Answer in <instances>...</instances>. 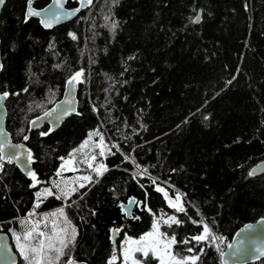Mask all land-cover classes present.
<instances>
[{
    "label": "trees",
    "instance_id": "obj_1",
    "mask_svg": "<svg viewBox=\"0 0 264 264\" xmlns=\"http://www.w3.org/2000/svg\"><path fill=\"white\" fill-rule=\"evenodd\" d=\"M25 4L6 0L0 11V93H9L5 127L31 150L39 183L32 187L14 165L0 163V231L10 240L24 235L33 217L47 232L57 218L45 220L46 214L64 208L77 235L58 264L69 258L108 264L121 236L136 238L156 216L172 214L181 223L161 222L160 231L175 235L178 258L220 264L217 246L222 250L239 226L264 217V172L249 175L264 160V0H92L48 30L24 20ZM77 71L83 72L78 114L47 135H41L46 127L28 131V120L51 106ZM94 129L108 145L98 157L108 170L90 174L66 201L41 197L36 208L34 192ZM136 164L142 175L133 174ZM156 185L170 198L180 194L184 211L171 207ZM133 197L138 220L120 210ZM57 223L64 227L62 218ZM204 224L223 239L193 240ZM112 227L121 228L114 245ZM184 239L190 242L179 243ZM141 264L158 260L150 254ZM249 264H264V256Z\"/></svg>",
    "mask_w": 264,
    "mask_h": 264
},
{
    "label": "snow or ice",
    "instance_id": "obj_2",
    "mask_svg": "<svg viewBox=\"0 0 264 264\" xmlns=\"http://www.w3.org/2000/svg\"><path fill=\"white\" fill-rule=\"evenodd\" d=\"M28 2V10H27V16L32 17H40L42 13L40 11H35L32 8V0H27ZM5 3V0H0V6H2ZM92 0H81V6H85L86 4H91ZM55 6L56 9H63L64 6V0H52V4L48 6V8L44 9L43 11L45 13H49L48 18L41 19V24L45 28H50L52 26L53 21H59L61 19V16H72V12H59L53 10V7ZM80 9H76L75 11H79ZM199 16L196 17L195 20H193V23L199 22ZM27 22V21H25ZM115 24H113V28H115ZM70 36H72L73 39H76V36L73 33H69ZM55 67H60V65H55ZM3 68V65L0 64V69ZM83 76L82 71L75 72L71 78L67 81V84L70 88H74L76 83H82L81 77ZM235 79V77H233ZM232 81H228V83H231ZM24 91H27L25 89ZM9 93L4 92L0 94V103L4 101L8 97ZM71 103L70 101H63L62 104ZM61 105H58L57 107H60ZM56 109H53L52 112H45V117L52 116L53 112H55ZM70 111H74L73 109L65 108L62 113H60V116L64 114H68ZM78 114V113H77ZM59 118V116L57 117ZM33 125H35L36 121H32ZM48 133H41V135H47ZM92 136H100V143L99 147L101 149L100 155H104V139L103 136L99 133V131L96 132H90L89 133V139L85 140L78 149H75L74 152L81 151L89 142V140L92 138ZM25 140L28 139L27 136L24 137ZM9 148L14 149H20L23 148V145H6ZM5 145H0V161L7 160L8 163H12L13 160H19L20 155L16 153L12 154H5L4 152ZM115 147V145H114ZM127 159V157H125ZM63 160L64 158L61 157ZM94 160L95 157H92ZM27 160L28 163H32V153L29 151L27 154ZM73 163V154H70L69 159L64 160V165L61 166V169L57 171L56 175L60 176L62 171L65 170V168H70ZM89 167H92L90 164ZM3 165L0 164V170H2ZM108 169L104 165H100L95 168V171L97 172V175L102 176L104 172H106ZM27 174L31 177V180L33 181L32 187H35L39 181L37 180L36 173L34 171H31L30 169H25ZM147 171L146 169L144 170ZM255 170L253 172H250L249 175H253ZM81 179L85 181H91V177L85 176ZM155 183V181H153ZM81 188L84 187V184L79 185ZM53 188H55L57 191L53 192L52 188H44L41 191H38L36 193L37 202L35 204L36 208L40 207V203L42 202L41 197L43 196L45 199L49 196H54L57 200L60 199H66L71 196L72 193L76 192V188H68L67 182H65L64 187H61V184L59 182L53 183ZM156 190L158 192H163L166 199H168V193L160 187H157ZM180 196H177L175 199V202L171 199H169V205L173 208H176L177 211H184L183 207L179 204ZM140 202L136 201L135 198H130L128 201L129 206L133 204L139 205ZM121 210L125 213V215L134 218V219H140L139 216H132V213L130 211V208H126L123 204L120 205ZM150 212L151 209H148ZM29 215H32L30 213ZM62 218L64 227H58L57 219L52 220V233L51 235L46 234L44 231H39V222L34 224L31 228V230L26 231L24 234V241H30L33 239V236L35 234L36 237H39L40 239L37 240V243L35 245L24 243L21 244L20 236H16L17 240V246L20 251V255L24 258V260L28 261V264H44L45 261H47V264H58L61 257L65 255V249L68 248L69 244L72 243L75 240V237L77 235L76 228L74 226H71V221L68 220L67 215L65 214L64 208H59L56 211L46 214L44 217L45 220L48 218ZM161 221L168 227H171L173 224L179 225L181 223L180 220H178L175 216H169L167 219H164V217H160L159 219H154L152 223V230L142 235L139 239H132L131 237H126L124 244L127 245L123 248L122 255L124 257V264H141V260L145 258H149L150 254L151 257H154L159 261V264H197V261L199 260V256L193 255V256H184L178 258V253H174L172 251L173 247L178 243L175 235L168 236L166 233H163L160 231ZM27 221H24L26 223ZM195 223V221H194ZM261 223H264V220L261 221ZM45 227H47V224H45ZM253 228V225L249 224L246 226V228L241 229V232H245L247 230H251ZM115 233L120 232V229H114ZM241 233L238 232L237 236H239ZM193 240H195L197 243L212 240L215 241L217 239L222 240L223 238L216 237L212 234L211 229L207 224L203 225V232L200 235L192 237ZM190 241L188 239H184L182 241H179V243L188 244ZM240 244H243V241H239L235 251L232 253H229L230 255H237L241 252V249L239 247ZM229 249L233 248V244L228 245ZM187 251L192 252L193 249L189 248ZM217 251L220 253V259L222 261V264H227V261L224 259L226 253L217 246ZM256 252L260 253L261 255H264V250L257 248ZM52 253H55V255H51ZM141 254V258H137L136 254ZM116 255L115 252H113V255L111 259L108 261V264H115L116 261ZM67 264H73L72 260H69Z\"/></svg>",
    "mask_w": 264,
    "mask_h": 264
},
{
    "label": "water",
    "instance_id": "obj_3",
    "mask_svg": "<svg viewBox=\"0 0 264 264\" xmlns=\"http://www.w3.org/2000/svg\"><path fill=\"white\" fill-rule=\"evenodd\" d=\"M6 1V0H5ZM36 0H32L33 2ZM52 4V0H49L46 5L40 8H35L32 5L33 10L35 11H40L42 15L40 17L32 16L28 17L27 16V10H28V2L26 0L25 8L23 11V16L24 20H27L29 18H34L38 21V24L40 27H42L45 30L51 29L57 25L63 24L65 22L70 21L74 17H76L81 11L91 7V4H86L85 6H81V0H77V4L75 6L68 7L66 6V0H64V6L63 9H56L55 6L53 7V10L59 11L61 13L63 12H72L73 15L68 17V16H61V19L59 21H53L52 26L50 28H45L41 24V19L48 18L49 13H45L43 10L48 8V6ZM4 5V4H3ZM2 5V6H3ZM2 6H0V11ZM76 9H80L78 12L75 11ZM197 17V16H196ZM195 17V19H196ZM194 19V20H195ZM0 64L1 59H0ZM1 70V69H0ZM71 78V76L66 79L62 93L60 97L54 101L51 106H49L46 110L41 112L40 114H37L33 117H31L28 122H27V129L28 131H38L43 129L44 127L47 128L46 132L50 133L55 131L61 123L68 118L71 115H74L77 113V89H78V83L75 84L74 88H70L67 84V81ZM4 93V92H2ZM0 93V94H2ZM70 101L71 103L67 104H62L63 101ZM5 99L2 103H0V145H5L4 147V152L5 154H12L16 153L20 155V159L13 160L12 163H8L7 160L5 159L4 161H0L1 163H8L11 165H14L16 169L28 180H30L31 185L33 184V181L31 180V177L27 174L25 169H30L31 171H34L32 168L31 163H28L27 160V154L31 150L27 147V145L24 143V141H13L8 130L5 127V116H6V111H5V106H4ZM58 105H61L60 107H57ZM65 108L68 109H73L74 111H70L68 114H64L60 116V113L64 111ZM53 109H56L55 112H53L52 116L45 117L44 113L45 112H52ZM59 116V118H57ZM32 121H36L35 125H33ZM6 145H23V148L20 149H14V148H9ZM32 153V152H31ZM255 170L253 175L256 174H261L264 172V160L258 161L255 163L249 170L250 172H253ZM130 198H128L125 202L120 203L123 204L126 208H130V211H132V208L135 204L129 206L128 201ZM169 199L173 200L175 202V199H172L168 196L167 201L169 202ZM181 202L179 201V204ZM121 210V207H120ZM122 213H124L121 210ZM125 215V213H124ZM127 216V215H125ZM264 220V217H260L255 221L252 222H245L241 226H239L231 235L229 241L226 243V245L223 247V251L226 253L224 259L227 261V264H249V263H254L257 262L261 257L264 255H261L260 253L256 252L257 248H260L264 250V223H261V221ZM253 225V228L251 230H247L245 232H241V229L246 228L247 225ZM114 229H120V227H112L110 228V243L114 245L116 243V240L120 234V232L115 233L113 230ZM240 232L241 234L237 236V233ZM243 241V244H240L239 247L241 249V252L238 253L237 255L233 256L230 255L229 253H232L235 251V248L238 244L239 241ZM233 244V248L229 249L228 245ZM69 260L73 261V264H86L85 261L78 260L75 258H69L68 260L65 261L64 264H67ZM18 261V255L14 250V247L11 243V240L8 236V234L4 231H0V264H16ZM219 261L220 264H222V261L219 256Z\"/></svg>",
    "mask_w": 264,
    "mask_h": 264
},
{
    "label": "rangeland",
    "instance_id": "obj_4",
    "mask_svg": "<svg viewBox=\"0 0 264 264\" xmlns=\"http://www.w3.org/2000/svg\"><path fill=\"white\" fill-rule=\"evenodd\" d=\"M96 131H99V133L102 135V133H101V131L99 129H94V130L89 131L88 134L86 135V137L75 148H73L69 152L67 157H65L61 161V163L58 166L57 171H59L61 169V166L64 165V160L69 159L70 154H73V163H72L71 167L70 168H65V170L62 171L61 175L60 176H56L52 180H50V182H49V184L47 186L39 187L34 192L35 197H36V193L38 191L42 192V190L44 188H52L53 192H56L57 190L55 188H53V183L54 182H59L61 184V187H64L65 182H67V187L68 188H76L78 190L80 188L79 185L81 183L85 185V184H87L89 182V181H85V180L81 179L82 177H85V176L91 177L90 174H92V173L94 175H97V172L95 171V168L100 166V165H103L100 162L99 158H98V157H102L100 155L101 149L98 146L99 143H100V136H92V138L89 140L88 144L81 151L74 152V150L78 149L80 147V145L85 140L89 139V133L90 132H96ZM107 151H108V145H107L106 141L104 140V153H106ZM92 157H95V159L93 160ZM90 164L92 165V167H89ZM80 165H82V166H80ZM140 169H141L140 166L138 164H136L135 172L133 174L134 175H136V174L142 175L143 174V169H141V170ZM157 187L163 188L167 192V189L164 188L163 186L156 185L155 188H157ZM161 193L163 194V192H161ZM172 196H173L172 198L176 199V197L180 196V194L174 193ZM68 198L61 199V200L62 201H66ZM180 198H181V196H180ZM169 216H173V215L172 214H160V215L156 216L154 219H159L160 217H164V219H167V217H169ZM31 222H32V226L34 224H36L35 219H33V217H31ZM161 222H163V221H161ZM152 223H153V221H152ZM61 227H63V226H61ZM151 230H152V226H151V228L148 231L144 232L140 236H138L136 238H133V237H131V238L134 239V240L135 239H139L142 235H144L145 233H147V232H149ZM39 231H42V230H39ZM45 233L48 234V235H51L52 228H51V230H49V231H47ZM16 236H20L21 237V240H20L21 244L28 243V244H32V245H35L37 243V240L40 239V238L36 237L35 234H34L33 239L26 242L23 239L24 235L11 234V242L13 244V247H14L15 251L18 254V257H19V260H20V264H28V261L24 260V258L20 255V251H19V248L17 246ZM126 237H129V236L124 235V236H121L118 239L117 246H116V248L114 250L116 257L119 258V261H120L119 264H124V257L122 255V252H123V248L127 246V245L124 244V241H125ZM51 255L54 256L55 253H52ZM44 264H47V261H45ZM129 264H131V262H129ZM158 264H159V261H158Z\"/></svg>",
    "mask_w": 264,
    "mask_h": 264
},
{
    "label": "built area",
    "instance_id": "obj_5",
    "mask_svg": "<svg viewBox=\"0 0 264 264\" xmlns=\"http://www.w3.org/2000/svg\"><path fill=\"white\" fill-rule=\"evenodd\" d=\"M138 165H139V164H138ZM139 166H140L141 169H143V167H142L141 165H139ZM141 169H140V170H141Z\"/></svg>",
    "mask_w": 264,
    "mask_h": 264
}]
</instances>
